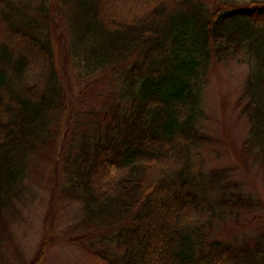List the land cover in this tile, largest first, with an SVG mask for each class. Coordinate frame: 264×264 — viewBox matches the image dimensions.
I'll return each instance as SVG.
<instances>
[{"label":"trees","instance_id":"1","mask_svg":"<svg viewBox=\"0 0 264 264\" xmlns=\"http://www.w3.org/2000/svg\"><path fill=\"white\" fill-rule=\"evenodd\" d=\"M241 1L0 0V214L30 190V163L57 136L63 88L48 17L60 4L82 76L111 78L103 117L75 133L57 168L62 193L95 226L86 234L93 255L104 264H264V232L251 244L216 235L256 196L229 167L193 162L210 140L209 66L239 58L243 157L264 173V0Z\"/></svg>","mask_w":264,"mask_h":264},{"label":"rangeland","instance_id":"2","mask_svg":"<svg viewBox=\"0 0 264 264\" xmlns=\"http://www.w3.org/2000/svg\"><path fill=\"white\" fill-rule=\"evenodd\" d=\"M203 1L215 4V0ZM48 23L63 88V112L52 147L30 163V190L0 214V264H104L86 245V234L95 226L86 223L81 203L62 193L57 168L75 133L87 121L103 117L104 106L110 102L107 84L111 78L106 74L82 76L70 53L72 37L63 5L53 7ZM246 73L247 66L239 58L211 62L202 95L208 116L203 129L210 140L194 150L193 162L201 169L229 167L234 180L241 183L242 193L256 196L257 206L221 221L216 233L251 244L250 237L264 232V173L259 161L243 157L248 121L238 98Z\"/></svg>","mask_w":264,"mask_h":264}]
</instances>
